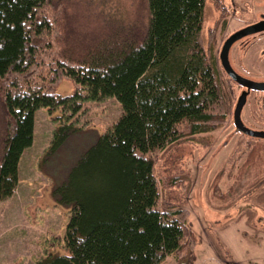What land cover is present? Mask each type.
<instances>
[{
    "label": "trees",
    "instance_id": "16d2710c",
    "mask_svg": "<svg viewBox=\"0 0 264 264\" xmlns=\"http://www.w3.org/2000/svg\"><path fill=\"white\" fill-rule=\"evenodd\" d=\"M206 2L146 0L143 36L119 32L79 50L64 49L53 35L54 18L41 12L49 0H0V193L15 182L44 99L51 110L99 85L122 109L58 187L74 210L32 264H166L168 256L174 264L192 263L197 236L181 205L191 184L178 161L181 143L226 115L216 39L202 32ZM211 2L221 16V3ZM64 75L75 84L68 96L53 88ZM246 135L254 143L212 177L213 195L222 196L224 179L246 168L262 182L264 137Z\"/></svg>",
    "mask_w": 264,
    "mask_h": 264
},
{
    "label": "rangeland",
    "instance_id": "374dc122",
    "mask_svg": "<svg viewBox=\"0 0 264 264\" xmlns=\"http://www.w3.org/2000/svg\"><path fill=\"white\" fill-rule=\"evenodd\" d=\"M206 3L202 32L208 37L219 12L211 0ZM245 11L243 20L259 16L264 12V0L252 2ZM41 12L54 18L53 35L65 41L64 49L82 50L94 39L108 40L119 32L125 39H138L148 22L146 0H49ZM231 14L242 17L238 10ZM241 22L230 19L229 26ZM214 37L216 49L222 36ZM251 38H244L246 47L241 52L238 47L231 49V59L240 73L260 81L264 76V44L259 37L247 42ZM220 74L225 120L208 133L183 140L178 159L191 181L181 204L189 211L187 221L197 236L191 264H264V177L257 184L246 168L236 178L224 179L222 196L212 194V177L225 167H233L242 149L254 143L236 128L233 107L237 97L232 104L233 93ZM53 88L58 95L68 96L75 84L64 75ZM246 99L240 111L242 123L250 130L263 131L260 111L264 90L253 91ZM50 104L51 99H44L37 108L33 136L20 156L15 182L0 193V264H32L44 255L47 246L50 249L51 238L63 233L74 209L61 200L58 187L98 133L109 128L122 111L113 92L99 85H90L81 94L63 100L60 108L49 110L46 106ZM58 133L62 135L55 144ZM165 263L174 264L173 258L166 257Z\"/></svg>",
    "mask_w": 264,
    "mask_h": 264
},
{
    "label": "flooded vegetation",
    "instance_id": "af4514ba",
    "mask_svg": "<svg viewBox=\"0 0 264 264\" xmlns=\"http://www.w3.org/2000/svg\"><path fill=\"white\" fill-rule=\"evenodd\" d=\"M218 1L222 5V12H221V16H218V18L215 19L212 34H213V36H216L219 38L222 36V39H221V41L218 40L217 45H216V64H217V68L219 70V73H222L225 80H227V85L230 86V89L233 93L232 98H231L232 104H234L236 97L238 99L239 95L245 94V99H244L243 105H242L241 110H240V111H242V109L245 107V105L247 103L246 102L247 96L253 91L264 90V88L263 89L247 88L243 84L245 81H243L240 78H244L247 81H255V79L251 78V76H246V75L239 72L238 68L232 62L231 49L233 47H238L240 49L239 51L241 52V50L244 47H246L245 46L246 40H244V38L250 37V36H252L253 38L249 39L247 42L253 41L256 37H259L262 44H264V28H261L259 30L252 31V32H247L243 35L239 34L240 30L246 29L249 26H251L257 22L264 21V12H260L258 14L259 16L255 17V18L252 17V19L243 20L242 18L244 16V14L246 13L245 9L247 7H249L252 2H257V0H218ZM233 10H238L239 13L241 12L242 17H241V15H239V17H237V16L231 17V15H232L231 13ZM233 14H235V13H233ZM235 18H236V20L241 19L242 22L237 26L236 25L229 26L230 19H235ZM234 36H236V37L231 42L228 43V40L230 38H233ZM235 44H237V45L234 46ZM225 45H226L225 49H226V53H227L226 59L222 57V53L224 51ZM220 76H221V74H220ZM257 82H264V76H263V78L261 77L260 81H257ZM234 86L238 87L237 91H234ZM238 93H239V95H238ZM247 93H248V95H247ZM236 102H237V100H236ZM236 102H235V104H236ZM234 107H235V105H234ZM234 107H233V111H234ZM260 114H262V116L264 118V108H263L262 112L260 111Z\"/></svg>",
    "mask_w": 264,
    "mask_h": 264
},
{
    "label": "water",
    "instance_id": "95a60500",
    "mask_svg": "<svg viewBox=\"0 0 264 264\" xmlns=\"http://www.w3.org/2000/svg\"><path fill=\"white\" fill-rule=\"evenodd\" d=\"M261 28H264V21L257 22L255 24L249 26L246 29L240 30L239 34L240 35H243V34H245L247 32L256 31V30H259ZM235 37L236 36H234L233 38H230L228 40V43L231 42ZM225 48H226V45L224 46V51L222 53V57L226 59L227 53H226V49ZM240 79H242L243 81H245L243 84L247 88H256V89H263L264 88V82L247 81L244 78H240ZM244 99H245V94L239 95V97L237 99V102L235 104V107H234V111H233V121L235 122V125H236L237 130H239V131H241V132H243L245 134L264 137V130L263 131L250 130L249 128H247L242 123V121L240 119V110H241V107L243 105Z\"/></svg>",
    "mask_w": 264,
    "mask_h": 264
}]
</instances>
